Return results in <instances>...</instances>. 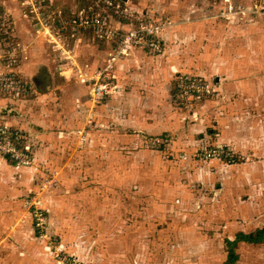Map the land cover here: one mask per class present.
<instances>
[{"label": "rangeland", "instance_id": "1", "mask_svg": "<svg viewBox=\"0 0 264 264\" xmlns=\"http://www.w3.org/2000/svg\"><path fill=\"white\" fill-rule=\"evenodd\" d=\"M19 1L0 0V22L5 18L0 44L20 40L2 8L12 4L21 11ZM62 1L42 0L48 11L67 8L70 14L90 2ZM117 1H124L126 10L140 21L155 20L142 11L162 18L167 25L163 34L174 22L188 21L182 11L195 8L212 27L224 29L223 37L215 39L220 41L215 49L264 44V0ZM100 6L107 12V5ZM115 20L128 24L121 17L115 16L113 24ZM90 39L103 46L91 34ZM164 49L165 44L159 54L164 55ZM28 50L26 60L15 65L26 82ZM79 55L83 67L85 60ZM46 60V75L53 67L56 72L51 58ZM72 72L66 86L69 94L79 83H74ZM181 74L207 84L209 93L181 99L175 90ZM255 75L264 78V68ZM224 79L194 70L177 72L151 102L146 103L143 94L132 101L131 109L140 113L139 122L144 121L141 127L135 121L124 124L132 116L125 113L124 86L116 85L111 96L93 105L87 84L80 82L90 101L80 112L69 100L66 113L65 90L49 92L55 94L52 102L40 101L31 91L0 94L23 102L20 109L0 104V111L5 110L0 114V133L13 134L21 153L17 161L7 156L11 165L6 190L11 193L14 187L17 210L15 220L0 232V264H222L227 241L264 223V150L242 152L248 144L236 142L234 134L227 138L221 133L219 122L225 116L220 113L229 112L225 105L235 104L225 97ZM242 115L232 116V121H241L243 130ZM6 155L0 149V157ZM235 252V264H264V243L240 242Z\"/></svg>", "mask_w": 264, "mask_h": 264}, {"label": "crops", "instance_id": "2", "mask_svg": "<svg viewBox=\"0 0 264 264\" xmlns=\"http://www.w3.org/2000/svg\"><path fill=\"white\" fill-rule=\"evenodd\" d=\"M43 1L47 3V0ZM2 8H4L5 14L8 13L10 20L14 23V34L20 38L26 37L28 41V61L23 67L24 74L27 76L29 83L44 85L45 89L43 90L47 92L37 95L40 97L37 99L40 101L41 99H50L52 102L54 99L51 97H54L52 95L55 94H48L49 92L65 90L66 93L63 95L65 99V113L69 110V100L72 103L78 104L74 108L76 111H84L82 105L89 100L87 93L83 89L85 84L77 83L74 86L75 89L69 94L66 86L72 80V70L68 69L64 72L65 79L57 74V62L60 61V58L55 54L53 47L51 46L52 48H50V45L45 43L42 38L34 35L32 30L30 31L28 27H25L27 24L21 19L20 11H18L16 6L5 4ZM81 8L77 7L75 10ZM62 9L65 15L69 17V10L67 8ZM182 12L187 15L188 21L178 20L174 22L171 29L163 34V44H165L164 55L159 54L144 57L140 52L133 50L123 62L115 66L114 82L118 85L119 89L120 86L126 88L124 89V93L126 94L124 109L127 111L125 113L130 112V115H132L130 120H124V124L132 125L135 121L136 124L138 122V127H141L144 123L143 120L140 122L138 120V117L141 116L140 113L135 114V111L131 109L132 101L139 100V95L143 94V99L146 100V103H149L154 100L155 95L158 94L162 86L166 85L167 81L174 74L179 71L194 70L204 75V77L219 76L226 78L224 79L222 89H224L226 99H233L235 104L234 107H230L231 104L225 105V110L228 107L229 112L220 113V115L224 113L223 115L225 116L219 122L221 125L219 129L224 134L223 136L226 135L228 138V135H231L232 138V134H234L237 137L236 142L248 144L247 147L241 149L242 152L254 153V149L257 151L264 150V78L255 75V72L264 68V55H260L264 54V44L255 46L251 43L246 46L244 43H241L232 45L226 49L224 47L215 49V44L220 42L215 39L223 37L224 29L212 27L207 17L203 16L195 8H188ZM141 13L147 16V18L155 19L153 22H161L162 20V18L160 19V17L151 16L150 14L149 17L143 11ZM114 24L117 25L120 31H124L127 28V25L121 22V20H115ZM258 33H253L252 35ZM90 34L88 30H79L75 36L78 41L71 42V47L75 52L76 61L81 63L79 55L81 53L85 60L83 62L88 64L89 68L92 69L91 71H95L104 64L109 52V46L99 42L103 45L102 48L100 45H94L97 42L92 41L93 44L90 43ZM1 39H3L2 36ZM258 49H261V52ZM47 56L51 58V63L56 68V72L53 69L54 67L49 71L50 75H46V71L43 70V68H49L46 62ZM240 58H243V60L240 61ZM246 58H250L251 60L246 62L244 60ZM43 63H46V66L41 67ZM41 71L43 75L37 78L36 76H39L38 73H41ZM31 97L28 98L32 99ZM30 101L34 102V98ZM0 104L17 106L20 109L23 102L0 97ZM4 111H0V114H5ZM239 113L243 114L241 117L246 118L243 130L241 129L243 128L241 127V121H232V116L236 114L239 116ZM227 123L228 125L225 126ZM234 125L237 128H233ZM157 126H159V123L155 127ZM228 131H231V133ZM96 143L100 145L99 142ZM5 162L7 163L6 165L4 164ZM10 165L11 163L7 156L0 157V232L16 218L15 211L17 207L14 206L15 203L12 200L15 198V189L12 187L11 193L9 192L10 190H6L8 186L6 172L7 170L9 171ZM10 210H12V213H9Z\"/></svg>", "mask_w": 264, "mask_h": 264}, {"label": "built area", "instance_id": "3", "mask_svg": "<svg viewBox=\"0 0 264 264\" xmlns=\"http://www.w3.org/2000/svg\"><path fill=\"white\" fill-rule=\"evenodd\" d=\"M103 3V4H102ZM101 5H107L104 13ZM20 16L28 21L33 28L34 35L42 38L53 47L55 54L60 58L57 73L65 77L64 72L74 70V83L83 82L88 86L91 103L96 105L111 96L116 88L114 82L115 66L123 62L131 51L136 50L145 55H157L163 51V33L167 27L165 21H140L133 16L134 12L126 10L124 1L117 0H90L85 8L79 9L68 16L61 10L48 11L43 7L42 0H20ZM131 13V14H130ZM121 17L128 21L127 28L120 31L113 24V18ZM134 19L131 22L130 19ZM5 18L0 22L4 26ZM91 30V38L104 42L109 46V52L101 68L89 71L88 65L79 67L75 52L70 48L68 40L78 41L76 33L79 30ZM9 41L0 44V94L25 95L31 91L37 95L34 85L22 81L15 68L26 60L28 42L20 38L17 42ZM176 95L186 99L189 96L200 97V93H209L208 85L198 84L186 74L177 76L175 80ZM13 134L0 133V149L6 156L15 161L21 158L20 151L16 150ZM13 139V140H12Z\"/></svg>", "mask_w": 264, "mask_h": 264}, {"label": "trees", "instance_id": "4", "mask_svg": "<svg viewBox=\"0 0 264 264\" xmlns=\"http://www.w3.org/2000/svg\"><path fill=\"white\" fill-rule=\"evenodd\" d=\"M239 242H245L249 244H261L264 243V224L261 228L254 230L248 234L239 232L232 240L227 241V254L226 259L222 264H235L238 260V254L235 252L236 245Z\"/></svg>", "mask_w": 264, "mask_h": 264}, {"label": "bare ground", "instance_id": "5", "mask_svg": "<svg viewBox=\"0 0 264 264\" xmlns=\"http://www.w3.org/2000/svg\"><path fill=\"white\" fill-rule=\"evenodd\" d=\"M34 88L36 90L37 95L45 94L46 92L45 90H43L45 89V86L44 85L41 86L39 83H35Z\"/></svg>", "mask_w": 264, "mask_h": 264}]
</instances>
